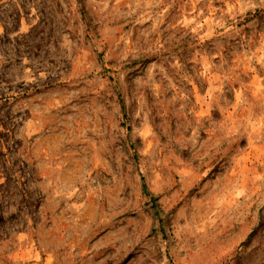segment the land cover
Here are the masks:
<instances>
[{"label": "rangeland", "instance_id": "374dc122", "mask_svg": "<svg viewBox=\"0 0 264 264\" xmlns=\"http://www.w3.org/2000/svg\"><path fill=\"white\" fill-rule=\"evenodd\" d=\"M0 264H264V0H0Z\"/></svg>", "mask_w": 264, "mask_h": 264}, {"label": "trees", "instance_id": "16d2710c", "mask_svg": "<svg viewBox=\"0 0 264 264\" xmlns=\"http://www.w3.org/2000/svg\"><path fill=\"white\" fill-rule=\"evenodd\" d=\"M142 190H143V192H144L145 194H147V195L149 196V199H150L151 201L154 202V196L151 195V193L149 192V190H148V188L146 187V185H145L144 182L142 183Z\"/></svg>", "mask_w": 264, "mask_h": 264}]
</instances>
